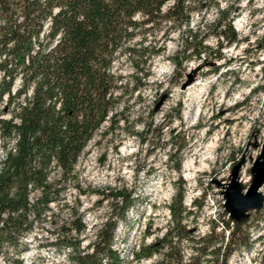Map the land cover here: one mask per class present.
Wrapping results in <instances>:
<instances>
[{
	"label": "trees",
	"instance_id": "1",
	"mask_svg": "<svg viewBox=\"0 0 264 264\" xmlns=\"http://www.w3.org/2000/svg\"><path fill=\"white\" fill-rule=\"evenodd\" d=\"M203 0H0V138L4 156L0 164V264H24L23 255L29 245L24 241L35 225L47 226L52 236L46 243L56 250L68 249L71 264H120L122 257L114 249V232L118 218L125 217L131 206L129 196L117 190L110 198L118 207L96 229L94 237L83 245L82 235L87 225L72 207L70 218L63 219L50 206L63 191L60 182L69 180L88 142L100 131L113 134L125 106L122 102V82L114 70L121 58L136 70L151 65L164 52L144 45V40L159 29H182L179 49L169 60L180 74L183 61L201 59L210 48L205 36L198 38L189 27L191 14L207 6ZM218 7L217 40L214 58L222 56L225 45L239 40L229 16ZM147 34H149L147 36ZM139 38V43L135 38ZM220 38L223 41H220ZM259 49L264 50V45ZM189 52L188 55L186 53ZM149 76L148 71L145 73ZM119 116V117H118ZM166 125V124H164ZM141 142H147L154 129L143 124ZM171 129L169 136L175 134ZM178 133V132H177ZM256 134L252 135L256 139ZM183 139V138H182ZM173 140V139H172ZM185 141V140H184ZM8 142L11 145L7 147ZM185 144L178 146L179 151ZM181 162L175 163L179 171ZM58 168L59 177L51 170ZM207 189L202 193L205 197ZM183 189L169 204L170 225L157 243L137 251L136 258H150L158 252L163 261L171 254L173 239L193 238L183 220L191 213L183 202ZM197 199L192 200L195 206ZM257 211V210H256ZM254 211V212H256ZM247 218L234 220L226 209L221 226L228 231L223 246L215 247V226L199 237L200 256L209 255L214 264H226L236 249L260 239L249 232ZM14 250L6 253L7 247ZM166 249V250H165ZM165 250V252H161ZM167 257V258H166ZM197 258H194L196 261ZM182 262V255L169 259ZM210 260V259H209ZM30 264L38 263L35 260Z\"/></svg>",
	"mask_w": 264,
	"mask_h": 264
},
{
	"label": "rangeland",
	"instance_id": "2",
	"mask_svg": "<svg viewBox=\"0 0 264 264\" xmlns=\"http://www.w3.org/2000/svg\"><path fill=\"white\" fill-rule=\"evenodd\" d=\"M217 4L226 10L220 17L229 16L239 37L228 45L220 38V59H215L213 53ZM200 5L207 6V10L203 7L202 12H193L189 27L198 38L205 36L204 45L210 47L206 56L184 60L181 73L174 76L175 67L169 57L179 49L186 28L169 27L164 32L167 26L147 34L143 42L164 49L149 68L145 65L136 70L125 58L116 61L113 66L122 82L120 92L125 106L122 119L113 134L104 136L100 131L88 142L71 178L60 182L63 191L59 201L50 204L63 219L70 218L72 207L78 209L77 215L87 225L82 235V244L86 245L106 217L118 213V207H111L112 200L106 195L117 190L125 192L131 206L125 217L118 218L113 244L122 257L120 264H158L162 260L158 252L141 259L136 253L150 243L159 245L158 240L171 224L169 204L182 189L184 205L191 210L183 223L193 238H174L171 254L163 264H173L169 259L179 254L183 263L197 258L200 264H214L211 256H200L197 248L203 243L197 239L215 226V247L226 242L228 231L220 223L225 200L217 182H228L232 168L243 160L239 181L247 187L252 179L251 167L264 142V50L259 49L264 45V0H203ZM139 41L138 37L134 39V43ZM147 71L149 76L145 75ZM143 124L154 129L147 142H141L144 134H132L142 132ZM171 129L177 134L173 140ZM180 144H185L181 151ZM10 145L8 142L6 146ZM4 152L0 138V164ZM178 161L181 167L176 171ZM51 175L59 177L58 168L52 169ZM260 191L264 196V185ZM194 198L198 201L195 206ZM248 223L254 238L263 236L250 247L234 250L226 264H264V205L251 211ZM46 229L35 225L24 239L29 245L23 255L24 264L33 260L71 264L67 248L56 250L46 243L55 237ZM13 250L8 246L6 253L11 255Z\"/></svg>",
	"mask_w": 264,
	"mask_h": 264
},
{
	"label": "water",
	"instance_id": "3",
	"mask_svg": "<svg viewBox=\"0 0 264 264\" xmlns=\"http://www.w3.org/2000/svg\"><path fill=\"white\" fill-rule=\"evenodd\" d=\"M242 163L243 160H240L232 168L230 179L225 185L217 182L219 186L226 187L222 191L225 200L224 207L234 220L247 218L251 211L259 210L264 205V196L260 191L264 185V142L251 167L252 179L247 187L239 181Z\"/></svg>",
	"mask_w": 264,
	"mask_h": 264
},
{
	"label": "bare ground",
	"instance_id": "4",
	"mask_svg": "<svg viewBox=\"0 0 264 264\" xmlns=\"http://www.w3.org/2000/svg\"><path fill=\"white\" fill-rule=\"evenodd\" d=\"M238 24H239V23H238ZM258 155H259V154H258ZM187 166H188V165H187ZM225 183H227V182H225ZM225 183L222 182L223 185H225ZM220 187H222L223 190L226 189V187H223V186H220Z\"/></svg>",
	"mask_w": 264,
	"mask_h": 264
}]
</instances>
